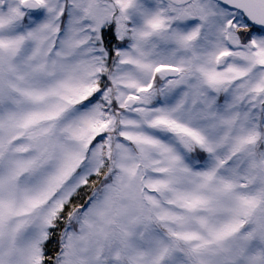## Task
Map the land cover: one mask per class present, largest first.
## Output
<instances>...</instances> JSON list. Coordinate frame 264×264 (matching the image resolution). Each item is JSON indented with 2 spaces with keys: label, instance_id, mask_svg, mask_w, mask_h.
I'll list each match as a JSON object with an SVG mask.
<instances>
[{
  "label": "snow or ice",
  "instance_id": "obj_1",
  "mask_svg": "<svg viewBox=\"0 0 264 264\" xmlns=\"http://www.w3.org/2000/svg\"><path fill=\"white\" fill-rule=\"evenodd\" d=\"M0 264H264V0H0Z\"/></svg>",
  "mask_w": 264,
  "mask_h": 264
}]
</instances>
